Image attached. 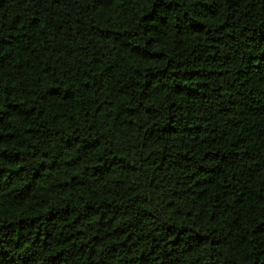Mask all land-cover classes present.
<instances>
[{
	"label": "trees",
	"instance_id": "1",
	"mask_svg": "<svg viewBox=\"0 0 264 264\" xmlns=\"http://www.w3.org/2000/svg\"><path fill=\"white\" fill-rule=\"evenodd\" d=\"M0 264H264V0H0Z\"/></svg>",
	"mask_w": 264,
	"mask_h": 264
}]
</instances>
